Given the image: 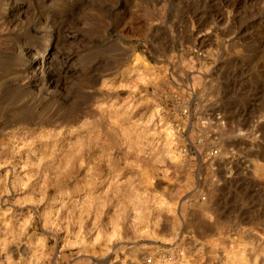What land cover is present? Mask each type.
Masks as SVG:
<instances>
[{"label":"rangeland","instance_id":"rangeland-1","mask_svg":"<svg viewBox=\"0 0 264 264\" xmlns=\"http://www.w3.org/2000/svg\"><path fill=\"white\" fill-rule=\"evenodd\" d=\"M230 2L0 0V264H264V0Z\"/></svg>","mask_w":264,"mask_h":264},{"label":"bare ground","instance_id":"bare-ground-1","mask_svg":"<svg viewBox=\"0 0 264 264\" xmlns=\"http://www.w3.org/2000/svg\"><path fill=\"white\" fill-rule=\"evenodd\" d=\"M224 1H226V0H224ZM231 2L230 3H233L234 5H242V4H247V3H249L250 1H253V0H234V2L232 1V0H230ZM228 3V2H227ZM218 17H220V19L221 20H223L224 19V15L222 14V13H218V15H217ZM239 30H241V29H239ZM243 30V29H242ZM244 37V36H243ZM206 39H203V40H201L200 41V44L201 45H204L208 40L210 41V37H205ZM45 50V49H44ZM43 70V69H42ZM43 73V72H42Z\"/></svg>","mask_w":264,"mask_h":264},{"label":"built area","instance_id":"built-area-1","mask_svg":"<svg viewBox=\"0 0 264 264\" xmlns=\"http://www.w3.org/2000/svg\"><path fill=\"white\" fill-rule=\"evenodd\" d=\"M151 262L148 260V264H150Z\"/></svg>","mask_w":264,"mask_h":264}]
</instances>
